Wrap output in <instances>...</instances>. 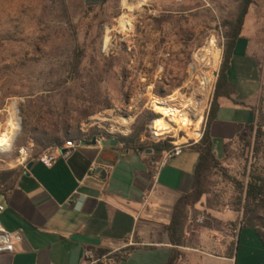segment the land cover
Here are the masks:
<instances>
[{
  "label": "rangeland",
  "instance_id": "374dc122",
  "mask_svg": "<svg viewBox=\"0 0 264 264\" xmlns=\"http://www.w3.org/2000/svg\"><path fill=\"white\" fill-rule=\"evenodd\" d=\"M240 1L0 0V196L32 158L53 148L37 140L54 131L65 136L66 124L72 134L76 127L87 135L97 128L128 136L137 118L151 110L161 118L142 136L146 142L196 143ZM246 29L264 64V0H254ZM205 75L213 80L206 90ZM159 102L185 110L192 121L171 120ZM260 108L262 120L264 103ZM160 120L170 126L167 133L159 130ZM260 174L264 137L248 130L211 174L208 201L239 211L245 195L240 185Z\"/></svg>",
  "mask_w": 264,
  "mask_h": 264
},
{
  "label": "crops",
  "instance_id": "0c3cea01",
  "mask_svg": "<svg viewBox=\"0 0 264 264\" xmlns=\"http://www.w3.org/2000/svg\"><path fill=\"white\" fill-rule=\"evenodd\" d=\"M228 77L235 93L220 98L211 125L221 161L227 147L257 128L264 94V64L253 52L246 25ZM106 141H82L58 154L51 167L26 164L0 196L1 231L13 247L0 253V264H166L175 250L178 264H264V243L243 227L242 212L210 204L208 194L190 209L185 244H173L169 227L175 207L196 185V148L185 146L180 156L164 162L162 151H125ZM89 252L102 261L89 259Z\"/></svg>",
  "mask_w": 264,
  "mask_h": 264
},
{
  "label": "trees",
  "instance_id": "16d2710c",
  "mask_svg": "<svg viewBox=\"0 0 264 264\" xmlns=\"http://www.w3.org/2000/svg\"><path fill=\"white\" fill-rule=\"evenodd\" d=\"M253 4L254 0H241L234 20L229 22L228 25L229 30L226 33L227 42L224 49L223 61L217 78L211 108L207 116L206 127L201 140L197 143L193 142L191 144L200 153V159L195 171V189L193 192L180 198L175 207L174 217L169 227L172 242L177 246H183L185 244L183 240V232L189 219L190 209L198 204L203 196L208 193V180L213 171L220 167V160L214 152L211 125L219 110L220 98H231V96L235 93V88L229 81L228 71L231 68V60L233 58L234 51L242 36L247 16L249 15L250 8ZM64 8L67 12L66 5H64ZM262 103H264L263 99ZM260 111L261 108H259V112ZM159 118H161L160 115L151 110H145L137 118V121L133 126V132L128 136L114 135L97 128L92 129L87 135L82 134L78 129H76V127H73L75 132L72 134L71 132H68V124H66L64 126V130H66L65 136L59 137L56 131H54L52 134L44 136L42 139H38L37 143L44 149H48L58 145H63L67 141L71 140L92 143L94 139L101 137L107 140H117L119 145H121L125 151L133 150L137 152H146L151 149L165 153L174 148L170 142L149 144L142 137L148 130L151 122ZM256 131L259 139L264 137V119H258ZM21 145L23 144L21 143ZM240 187H242L241 189L245 193L244 199H241L243 200V206L239 209V211L242 212L243 227L255 230L264 243V177L262 174L252 176L246 186L240 185ZM4 193L5 191L2 194ZM102 252L106 253L108 250H103ZM179 258L180 253L175 250L166 264H178Z\"/></svg>",
  "mask_w": 264,
  "mask_h": 264
},
{
  "label": "built area",
  "instance_id": "2783aa9c",
  "mask_svg": "<svg viewBox=\"0 0 264 264\" xmlns=\"http://www.w3.org/2000/svg\"><path fill=\"white\" fill-rule=\"evenodd\" d=\"M81 142L82 141H74V140L67 141L63 145L55 146L51 150L44 152L43 154L39 155L37 158H32L31 161H40L44 165L51 167L55 163L58 154H61V153H64L65 155L68 154L70 150L75 149L79 144H81ZM184 149H185V145H175L173 149L164 153V156H163L164 162H168L174 159L175 157L180 156L183 153ZM21 152L24 155L29 157V154L28 152H26L25 149H23ZM4 210H5V206L0 204V215ZM197 223L201 224L202 220L198 219ZM12 250H13V247L11 246L9 242L8 236L2 233L1 226H0V253L5 252V251L9 252ZM88 258L92 259L93 253L89 252ZM102 258L103 257L96 259V263L102 261Z\"/></svg>",
  "mask_w": 264,
  "mask_h": 264
},
{
  "label": "bare ground",
  "instance_id": "6f19581e",
  "mask_svg": "<svg viewBox=\"0 0 264 264\" xmlns=\"http://www.w3.org/2000/svg\"><path fill=\"white\" fill-rule=\"evenodd\" d=\"M211 49V48H210ZM209 52V51H207ZM210 54V53H209ZM208 54V55H209ZM209 58V57H208ZM214 58L215 60L217 61L219 59V53L215 54L214 55ZM198 59V58H197ZM205 59V58H204ZM213 59V58H212ZM209 66V65H208ZM211 70V69H210ZM208 75V74H207ZM205 75L206 77L203 78V85L205 87V90L208 88H210V85L213 83V80L209 77ZM175 104V103H174ZM159 108L160 110L162 111V113L166 116V117H169L171 120H175L177 118L179 122H181V124H183L184 122L188 123L190 121H187V117H188V113L185 112V110H179L177 108H175L174 106L170 105L169 103H160L159 102ZM189 107V106H188ZM186 107V109L188 108ZM191 111V110H190ZM198 116V115H197ZM14 124V118H11L8 122H7V128L10 129ZM159 130L162 131V133H167V130H168V127L170 126H167L165 124V122L163 120H160L159 121ZM170 130V129H169ZM1 143V142H0Z\"/></svg>",
  "mask_w": 264,
  "mask_h": 264
},
{
  "label": "water",
  "instance_id": "95a60500",
  "mask_svg": "<svg viewBox=\"0 0 264 264\" xmlns=\"http://www.w3.org/2000/svg\"><path fill=\"white\" fill-rule=\"evenodd\" d=\"M218 75H219V73L218 72H216L215 73V77L216 78H218ZM18 110V112H19V109H17ZM21 119V118H20ZM93 144H97V139H94L93 140ZM119 144V142L117 141V140H107L106 141V145H110V146H117ZM149 153H151L152 151L151 150H149L148 151Z\"/></svg>",
  "mask_w": 264,
  "mask_h": 264
}]
</instances>
